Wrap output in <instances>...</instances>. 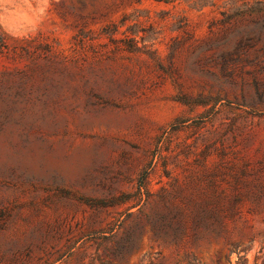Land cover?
Here are the masks:
<instances>
[{
	"label": "rangeland",
	"instance_id": "rangeland-1",
	"mask_svg": "<svg viewBox=\"0 0 264 264\" xmlns=\"http://www.w3.org/2000/svg\"><path fill=\"white\" fill-rule=\"evenodd\" d=\"M0 264H264V0H4Z\"/></svg>",
	"mask_w": 264,
	"mask_h": 264
},
{
	"label": "trees",
	"instance_id": "trees-1",
	"mask_svg": "<svg viewBox=\"0 0 264 264\" xmlns=\"http://www.w3.org/2000/svg\"><path fill=\"white\" fill-rule=\"evenodd\" d=\"M209 149L207 148L206 151ZM209 199H202L199 197V226L206 227L209 223V220L216 221L217 214L211 211H208L207 208L211 203H209Z\"/></svg>",
	"mask_w": 264,
	"mask_h": 264
},
{
	"label": "clouds",
	"instance_id": "clouds-1",
	"mask_svg": "<svg viewBox=\"0 0 264 264\" xmlns=\"http://www.w3.org/2000/svg\"><path fill=\"white\" fill-rule=\"evenodd\" d=\"M4 3V0H0V4Z\"/></svg>",
	"mask_w": 264,
	"mask_h": 264
}]
</instances>
